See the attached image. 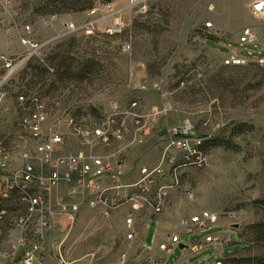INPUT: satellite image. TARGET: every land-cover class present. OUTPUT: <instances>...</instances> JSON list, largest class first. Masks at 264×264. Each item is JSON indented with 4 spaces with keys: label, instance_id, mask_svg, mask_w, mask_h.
<instances>
[{
    "label": "rangeland",
    "instance_id": "374dc122",
    "mask_svg": "<svg viewBox=\"0 0 264 264\" xmlns=\"http://www.w3.org/2000/svg\"><path fill=\"white\" fill-rule=\"evenodd\" d=\"M71 1L79 0H16L21 9L17 17L0 13V53L18 52L21 24L32 26L37 41H48L6 89L0 139L17 135L13 99L19 85L31 86L53 115L91 113L94 106L93 116H98L109 100L124 104L139 96L153 119L150 135L139 141L145 152L161 146L166 129L185 120L193 126L192 137L226 142L207 149V167L181 174L176 206L181 214L195 209L216 214V222L228 220L227 240L216 242L224 249L220 257L226 254L224 264H264V66L253 61L221 64L227 54L224 45L244 57L264 56L258 43L242 46L233 41L244 27L254 28L258 37L264 28L248 0H144L142 10L127 6L126 0H82L91 7L72 10ZM106 2L122 11L119 35L86 37L78 32L52 39L58 21L83 24L104 16L99 6ZM91 9L97 11L88 15ZM50 14L59 18L52 25L45 22ZM205 22L211 23L214 35L197 31ZM58 63L62 68L55 73ZM89 220L81 216L66 235L65 224H59L50 236H65L62 254L67 260L115 262L123 252L120 225L105 230L99 220ZM152 231L153 226L145 244ZM103 240L118 243L110 247Z\"/></svg>",
    "mask_w": 264,
    "mask_h": 264
},
{
    "label": "built area",
    "instance_id": "2783aa9c",
    "mask_svg": "<svg viewBox=\"0 0 264 264\" xmlns=\"http://www.w3.org/2000/svg\"><path fill=\"white\" fill-rule=\"evenodd\" d=\"M16 0H0V13L17 17L21 9ZM127 6H140L144 0H126ZM97 9H91L93 15ZM98 18L83 24L58 21L52 39L71 33L93 36L119 35L123 26L121 9L111 2L99 6ZM251 13L264 22V0H255ZM59 20L56 14L47 16L52 25ZM13 24L14 21L10 20ZM202 35H214L209 22L197 28ZM32 26L21 24L16 35L18 52L0 53V112L3 110L6 89L26 62L43 53L48 41L34 38ZM239 45L258 43L264 51V28L258 37L254 28L240 30ZM124 44L123 49H128ZM253 61L264 66V56L249 58L238 52L221 59L225 66H238ZM14 95L15 127L17 135L0 139V264H98L83 262L81 258L67 260L62 254L65 236L51 237L59 224H65V235L75 218L82 212H98L106 217L111 212L128 207L123 224L124 239L130 241L138 215L147 212L159 216L168 207L169 193L180 187L181 174L186 169L200 170L209 164L202 138L192 137L193 126L187 120L166 129L161 146L155 148L152 165L136 168L135 177L128 180L123 151L150 135L153 119L139 96L121 104L109 100L98 116L84 110H68L65 115H53L47 110L31 86L17 87ZM216 214L200 211L179 221L187 236L201 235V240L183 242L177 235L166 234L157 250L166 254L181 243L191 254L197 255L217 240L212 236ZM199 264H224L215 255ZM110 264H164V257H146L134 261L125 254Z\"/></svg>",
    "mask_w": 264,
    "mask_h": 264
},
{
    "label": "crops",
    "instance_id": "0c3cea01",
    "mask_svg": "<svg viewBox=\"0 0 264 264\" xmlns=\"http://www.w3.org/2000/svg\"><path fill=\"white\" fill-rule=\"evenodd\" d=\"M255 0H248L247 4L249 7ZM237 38L234 37L233 41L236 42ZM224 48L228 53H235L236 50L229 48L224 45ZM226 53V52H225ZM141 142L137 143L131 148H127L123 151V155L126 161V169L128 170V180H131L135 177L136 168L139 166H150L153 164L156 152L153 151H144L142 147H140ZM177 201H179V195L177 190H171L169 193V204L168 207L163 211L159 216H151L147 212H142L138 215L133 223V227L135 230V235L130 241H126L124 239V231L125 227L123 224V219L126 212L129 210L128 207L121 208L117 211L111 212L108 216L103 217L98 212L86 211L82 212L74 221L76 224V220L82 216V218H89V222H98L101 223V226L108 230L111 224L120 225L121 227V235L122 238L118 240L121 246V250L123 251L120 255L125 254L128 258H131L134 261H142L146 257L158 258L159 256L164 257V264H199L198 262L201 259L211 260L213 256L217 255L220 257L224 249H220L218 245L212 244L211 247L207 248L211 249V251L204 255L200 259H196L194 254H191L188 250L183 247L178 248L177 246L173 247L166 254L157 250V246L164 242V236L166 234H174L179 237V239L183 242H188L183 239L184 236H187L183 233L182 227L179 225V221L181 218H189L194 216L196 213L200 212L199 210L189 209L184 213H180L179 208L176 206ZM181 214V215H180ZM90 216V217H89ZM94 220V221H93ZM85 222V221H84ZM88 222V221H86ZM100 226V227H101ZM153 226V231L151 232V238L149 243L145 244V238L147 236V232L149 228ZM226 226H230L229 222L225 218H219L214 226L213 230H218L216 233H212V236L216 240H227L226 237L229 236L230 231L226 229ZM197 240H201V235H197ZM103 244L108 245L110 247L115 246L118 242L116 241H108L103 240ZM205 250V251H206ZM176 252L175 258H170V256ZM228 253V252H227ZM226 255V254H225ZM223 255L220 258H224ZM119 258V257H118ZM118 260V259H117Z\"/></svg>",
    "mask_w": 264,
    "mask_h": 264
},
{
    "label": "trees",
    "instance_id": "16d2710c",
    "mask_svg": "<svg viewBox=\"0 0 264 264\" xmlns=\"http://www.w3.org/2000/svg\"><path fill=\"white\" fill-rule=\"evenodd\" d=\"M109 1V0H106ZM87 2V1H86ZM79 3V4H78ZM79 5V6H77ZM91 7L90 4H84V2L82 0H79L77 2L75 1H71V9L72 10H84V9H89ZM54 67V71L55 73H57L58 71H60V69L62 68V65L60 63L53 65ZM220 142V143H219ZM216 144H220V145H225L226 142H222L221 141H217V140H211V139H206L202 141V147L207 150L209 147H212Z\"/></svg>",
    "mask_w": 264,
    "mask_h": 264
},
{
    "label": "water",
    "instance_id": "95a60500",
    "mask_svg": "<svg viewBox=\"0 0 264 264\" xmlns=\"http://www.w3.org/2000/svg\"><path fill=\"white\" fill-rule=\"evenodd\" d=\"M178 248H182L183 246L181 245V244H178V246H177Z\"/></svg>",
    "mask_w": 264,
    "mask_h": 264
}]
</instances>
